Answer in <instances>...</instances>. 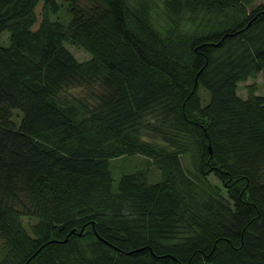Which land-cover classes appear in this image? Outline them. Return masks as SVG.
Returning <instances> with one entry per match:
<instances>
[{
	"label": "trees",
	"instance_id": "obj_1",
	"mask_svg": "<svg viewBox=\"0 0 264 264\" xmlns=\"http://www.w3.org/2000/svg\"><path fill=\"white\" fill-rule=\"evenodd\" d=\"M89 1L0 0V264H264V3Z\"/></svg>",
	"mask_w": 264,
	"mask_h": 264
},
{
	"label": "rangeland",
	"instance_id": "obj_2",
	"mask_svg": "<svg viewBox=\"0 0 264 264\" xmlns=\"http://www.w3.org/2000/svg\"><path fill=\"white\" fill-rule=\"evenodd\" d=\"M59 3L63 2V0H58ZM260 3H264V0H256L253 6H256ZM81 6H89L90 1L89 0H80L79 3ZM43 1H41L37 7H36V16H37V22L34 26V28H37L42 20V9H43ZM251 6L250 9L253 7ZM61 20L63 24H67L69 21V15L66 12V5H62L60 9L54 14L53 18H58ZM0 44L2 46H8L10 44L9 34L4 33L3 36L0 39ZM67 47L69 50L75 55V57L80 61H85L90 58L89 53L84 51L83 49L76 47L72 44H67ZM253 84L256 89V94L258 95H264V70H260L256 76V78H248L245 82L239 83L238 86V94L243 97L247 98L249 94V90L247 88L248 85ZM199 95L201 98L202 105L207 104L209 101V92L203 88L200 87ZM14 116L13 120L15 123H19V115L21 114L18 110H14ZM146 165V158L141 155H130L118 159H114L111 161V171L114 178V188H117L118 182L120 177L125 173H130L138 168H141ZM151 174L152 178L157 180L159 178V172L151 166ZM213 182H216V180L212 179ZM31 221L32 223L35 222V220H30L29 218H24V224L26 227H28V223Z\"/></svg>",
	"mask_w": 264,
	"mask_h": 264
},
{
	"label": "water",
	"instance_id": "obj_3",
	"mask_svg": "<svg viewBox=\"0 0 264 264\" xmlns=\"http://www.w3.org/2000/svg\"><path fill=\"white\" fill-rule=\"evenodd\" d=\"M72 232H75V230H72ZM81 234V233H80ZM53 241V240H52ZM52 241H49V242H52ZM54 241H57V240H54ZM67 241V238L61 242H66ZM47 244V243H46ZM30 260V259H29ZM29 260L25 263V264H28Z\"/></svg>",
	"mask_w": 264,
	"mask_h": 264
}]
</instances>
